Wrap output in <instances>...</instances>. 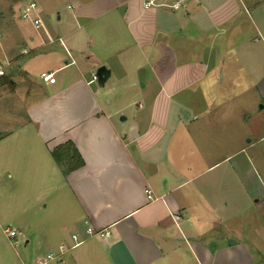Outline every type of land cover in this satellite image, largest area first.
<instances>
[{
	"label": "crops",
	"instance_id": "crops-1",
	"mask_svg": "<svg viewBox=\"0 0 264 264\" xmlns=\"http://www.w3.org/2000/svg\"><path fill=\"white\" fill-rule=\"evenodd\" d=\"M53 1L57 24L35 12L42 26L24 47L0 48L7 93L23 94L26 114L2 141L14 169L61 174L72 227L63 264H264V239L250 250L238 227L260 193L239 178L245 157L230 164L247 147L231 156L228 117L213 111L230 103L226 81L259 70L264 102V0ZM35 53L53 84L25 69ZM101 66L108 77L88 83ZM62 145L74 156L66 174L52 156ZM87 227L95 235L74 246Z\"/></svg>",
	"mask_w": 264,
	"mask_h": 264
},
{
	"label": "rangeland",
	"instance_id": "rangeland-1",
	"mask_svg": "<svg viewBox=\"0 0 264 264\" xmlns=\"http://www.w3.org/2000/svg\"><path fill=\"white\" fill-rule=\"evenodd\" d=\"M32 2L36 4L37 16L43 19V15H46L45 19L47 18L52 25L57 24V13L61 9L53 0H21L20 3L18 0H0V48L2 50L8 39H11L15 41L19 51L24 47L22 38L26 39L37 32L38 29L31 21L21 16L24 6ZM32 16H35L34 13ZM18 51L15 55H18ZM0 59H3L1 52ZM17 60H19L18 64H21L19 68L18 64L15 65V68L21 70L24 65L23 60L21 61V58ZM17 60L15 58V61ZM262 62L264 67V56H262ZM25 63L30 65L25 67L29 75L32 77L37 75L38 78L39 69L44 63L41 56L35 53ZM259 72L260 70L254 75L239 74V86H228L226 81L223 92L225 97H231L230 103L223 108H216L217 105L213 108L217 116L226 114L228 117L223 127L226 150L231 153V156L234 157L233 154L242 147H247V150L236 155L230 164L234 166L240 164L239 162L243 163L237 160L245 157L246 168L243 167V170L238 172L239 178L241 180L246 178L248 185L254 184L257 191H260L259 201L256 204L254 200L250 201L245 214L242 212L240 215L241 224L238 226L241 229V237L247 239L249 249L254 251L262 243L264 245V241L259 243L260 238L264 239V102L254 88V82L260 77ZM12 78L16 80V77ZM92 88H97V84H94ZM3 90L5 92H2ZM8 91H10L9 85L5 83V80H1L0 264H35L37 258L56 249L60 242L67 241L71 233L70 224L63 223L65 207H67L66 197L63 195L67 191L63 181H60L62 178L60 173L54 181L45 167L40 169L41 172L35 171L34 167L33 171L25 173L19 168L20 166L14 169L9 164L11 155L15 153L12 150L9 153L7 148L9 146L2 141L3 137L8 130L20 127V123L26 120V114L24 107L19 104L24 99L21 96L23 94L19 92V97L18 94L15 96L7 93ZM99 98L101 101L104 100L103 95ZM230 179V189L233 192L237 189L233 174ZM46 183L49 184L46 185ZM57 224H59L58 227ZM6 229L14 230L16 237L9 238Z\"/></svg>",
	"mask_w": 264,
	"mask_h": 264
},
{
	"label": "built area",
	"instance_id": "built-area-1",
	"mask_svg": "<svg viewBox=\"0 0 264 264\" xmlns=\"http://www.w3.org/2000/svg\"><path fill=\"white\" fill-rule=\"evenodd\" d=\"M158 0H145L143 3V6L145 8H148L150 6H154L157 4ZM173 8H178V4L172 5ZM36 10V4L35 3H30L26 5L22 9V18L23 19H29L35 28H40L42 26V23L40 19L35 15ZM34 13L35 16H32ZM50 42H52L51 39H49ZM61 42V40H59ZM62 44V42H61ZM23 53H26V51H23ZM67 54L70 56L69 52ZM74 61L71 62L73 64ZM11 65V62L6 59H0V79L6 76L7 70L9 69ZM39 78L46 83L53 84L55 82V76L53 72H42L39 75ZM97 80V75L92 74L91 79L88 81V83H93ZM6 233L9 238H15L16 237V232L14 230H8L6 229ZM96 231L92 227H87L84 231L85 237H80L78 234H72L71 235V240L73 242L74 246H78L81 244L86 238H89L91 236H94ZM70 249V246H67L66 244H60L58 248L54 251H49L47 252L44 256L39 257L35 260V264H63V259L68 250Z\"/></svg>",
	"mask_w": 264,
	"mask_h": 264
},
{
	"label": "trees",
	"instance_id": "trees-1",
	"mask_svg": "<svg viewBox=\"0 0 264 264\" xmlns=\"http://www.w3.org/2000/svg\"><path fill=\"white\" fill-rule=\"evenodd\" d=\"M1 80H5V83L8 84L9 86L11 85L7 76L1 78L0 81ZM67 149H69L67 147V145H62V146H59L58 148H56L55 150L52 151L53 158L55 159V161L59 165L60 169H62V172L65 174L70 169L69 163L71 162L72 158L74 157L73 154H71V155L67 154L66 155L65 152L67 151ZM62 157H64L66 159L65 160L66 162L64 160H62Z\"/></svg>",
	"mask_w": 264,
	"mask_h": 264
},
{
	"label": "water",
	"instance_id": "water-1",
	"mask_svg": "<svg viewBox=\"0 0 264 264\" xmlns=\"http://www.w3.org/2000/svg\"><path fill=\"white\" fill-rule=\"evenodd\" d=\"M108 73V70L104 66L97 68L96 75L100 83H102L108 77Z\"/></svg>",
	"mask_w": 264,
	"mask_h": 264
}]
</instances>
